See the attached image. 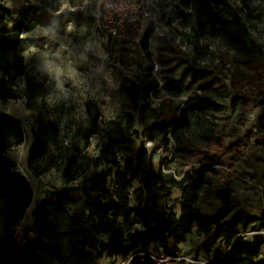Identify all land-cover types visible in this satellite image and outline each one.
<instances>
[{"label":"trees","instance_id":"trees-1","mask_svg":"<svg viewBox=\"0 0 264 264\" xmlns=\"http://www.w3.org/2000/svg\"><path fill=\"white\" fill-rule=\"evenodd\" d=\"M35 1L52 11L58 9L56 0ZM238 2L239 7L233 9L225 0H179L176 18L181 29L175 31L176 39L195 54H200V40L206 37L236 54L256 51L259 46L252 32L260 13L248 0ZM27 12L28 8L21 6L15 17L0 0V102L23 97L24 107L33 115L27 163L35 174L54 168L60 171L64 185L77 183L35 201L29 214L31 225L23 227L19 236L18 227L34 193L28 179L6 156L24 141L22 124L12 116L0 115V264H100L103 257L157 264L150 257L153 252L156 257L163 254L157 245L182 244L193 229L206 240H221L224 245L222 252L195 264H264V236L256 232H264V210L258 216L240 210L229 215L233 197L228 187L213 192L220 202L218 212L207 215L198 207L202 192L210 185L209 175L221 164L220 157L208 151L212 134L201 127L199 115L220 111L223 106L210 96H190L194 88L222 96L218 90L222 86L210 70L185 55L169 60L157 57L160 66H165L161 84L151 74L145 81L123 77L117 93L124 108L105 125L96 144L97 154L91 162L101 169L87 175L85 163L76 155L57 162V156L47 152L49 148L58 151L63 145L61 109L46 101L53 85L48 75L26 68L22 34ZM151 33L145 29L140 40L147 57ZM158 89L188 95L175 117L161 118L152 107L150 95ZM98 117L95 112L85 129L84 147L101 131ZM184 131L194 132L196 143L206 150L197 167L176 177L164 171L162 160L153 161L154 150H149L142 138L154 143ZM173 192L178 198L172 197ZM250 225L254 231L250 237L239 236L240 229ZM207 242L201 245L206 250L211 246ZM164 252L175 255L167 249Z\"/></svg>","mask_w":264,"mask_h":264},{"label":"rangeland","instance_id":"rangeland-1","mask_svg":"<svg viewBox=\"0 0 264 264\" xmlns=\"http://www.w3.org/2000/svg\"><path fill=\"white\" fill-rule=\"evenodd\" d=\"M225 1L233 9L240 5L238 0ZM248 1L260 13L252 32L259 48L240 55L208 37L200 40V54L181 45L174 35L181 29L176 18L179 0H56V11L41 7L35 0H4L15 17L21 6L28 8L22 34L24 62L29 71L48 75L53 85L46 101L49 106L61 109L63 145L58 151L49 148L47 152L57 156V162L76 155L85 163L87 175L99 171L101 168H95L91 161L97 154L96 144L103 137L105 125L124 108L117 93L121 79L145 81L151 74L161 82L165 66H160L157 57L169 60L189 56L210 70L222 86L218 89L222 96L198 88L190 93V96L193 93L210 96L223 106L220 111L207 110L199 115L201 127L212 134L208 151L217 154L221 164L209 175L210 185L202 192L198 207L207 215L218 212L220 202L213 192L228 187L233 197L229 215L240 210L258 216L264 210V0ZM140 20L142 28H138ZM145 29L152 32L148 39L150 57L140 45ZM187 100L188 95H173L163 89L150 97L152 107L166 120L175 117ZM95 112L99 114L97 123L101 131L89 138L88 146L84 147L83 135ZM0 115L18 119L24 130V141L6 152L34 193L18 227L20 236L23 227L31 225L29 214L35 201L77 181L64 185L60 171L52 168L37 175L29 167L33 115L24 107L23 97L0 102ZM136 129L140 130L138 126ZM142 140L149 150H154L153 161L162 160L164 171L176 177L197 167L206 150L196 143L195 133L188 131L158 138L154 143ZM172 197L178 198V193L173 192ZM251 226L240 229L239 236L248 239L254 232ZM256 232L264 236L263 231ZM204 241L211 244L207 250L201 246ZM155 248L163 253V258L172 257L164 252L166 249L175 254L174 260H166L167 264H195L204 263L216 251L222 252L224 245L221 240H206L193 229L184 243ZM153 255L156 256L154 252ZM261 257L264 259V245ZM99 263L130 264L129 260L117 257H103Z\"/></svg>","mask_w":264,"mask_h":264},{"label":"built area","instance_id":"built-area-1","mask_svg":"<svg viewBox=\"0 0 264 264\" xmlns=\"http://www.w3.org/2000/svg\"><path fill=\"white\" fill-rule=\"evenodd\" d=\"M143 22H142V20H140V22H138V28H142V24ZM154 69H156V66H155V68ZM159 84H161V82H159ZM151 96V95H150ZM240 235V234H239ZM170 256V255H169ZM150 257L157 263V264H161V262L162 263H165V264H167V262H166V260L167 259H170V260H174V256H172V257H168V256H166L165 258H163V254H161L160 255V257H156V256H154V255H150ZM171 262V261H170ZM169 262V263H170ZM172 264V263H171Z\"/></svg>","mask_w":264,"mask_h":264},{"label":"clouds","instance_id":"clouds-1","mask_svg":"<svg viewBox=\"0 0 264 264\" xmlns=\"http://www.w3.org/2000/svg\"><path fill=\"white\" fill-rule=\"evenodd\" d=\"M32 51H34V49H32Z\"/></svg>","mask_w":264,"mask_h":264}]
</instances>
